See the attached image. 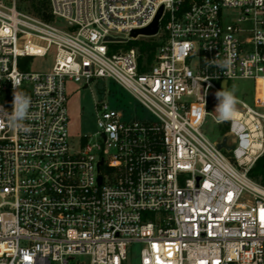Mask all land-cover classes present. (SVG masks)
<instances>
[{
	"label": "built area",
	"instance_id": "built-area-1",
	"mask_svg": "<svg viewBox=\"0 0 264 264\" xmlns=\"http://www.w3.org/2000/svg\"><path fill=\"white\" fill-rule=\"evenodd\" d=\"M48 3L52 21L0 0V106L10 113L16 91L32 101L29 133L0 118V264H127L134 245L138 264H264V183L249 176L264 155V0ZM160 7L155 35H130ZM150 39V63L139 46L111 49ZM52 49L50 71L26 69ZM99 77L153 119L96 101L97 131L74 147L65 81ZM237 80L251 97L217 123L215 93ZM208 117L231 150L201 132Z\"/></svg>",
	"mask_w": 264,
	"mask_h": 264
},
{
	"label": "rangeland",
	"instance_id": "rangeland-1",
	"mask_svg": "<svg viewBox=\"0 0 264 264\" xmlns=\"http://www.w3.org/2000/svg\"><path fill=\"white\" fill-rule=\"evenodd\" d=\"M17 8L34 17V14L29 12V7L33 0H15ZM48 1V0H47ZM49 6V3H48ZM63 23L62 21L59 22ZM143 40H129L119 44H112V51L119 49L126 50L132 46H139ZM54 63V50L48 52L46 56L32 57L26 64V69L29 71L48 72L51 70ZM84 82L79 83L67 79L65 81V93L67 97L66 107L68 113L67 131L71 144L77 147L81 138L92 136L97 131L95 118V102L107 101L108 104L120 111L123 114V120L130 119L152 120L151 113L141 106L138 101L125 89L115 84L112 80L106 77L94 78L92 82L84 87ZM253 84L251 81H230L228 90L231 91L235 87V95L241 97L242 93H248V97L252 94ZM218 104V102H217ZM213 113L216 116L215 111ZM218 125L208 117L205 124L201 127V132L210 140L215 141L220 138L218 133ZM228 141L232 142L233 137L229 136ZM133 256L127 261V264H138L139 246L134 245L132 248ZM82 262H87L86 257L78 258Z\"/></svg>",
	"mask_w": 264,
	"mask_h": 264
},
{
	"label": "clouds",
	"instance_id": "clouds-1",
	"mask_svg": "<svg viewBox=\"0 0 264 264\" xmlns=\"http://www.w3.org/2000/svg\"><path fill=\"white\" fill-rule=\"evenodd\" d=\"M213 63L220 67L221 69L227 68L231 61L230 60H219L218 58L212 59ZM14 86L17 84L14 82ZM218 100V104L215 108L216 122L225 123L233 122L235 123L239 103L237 96L235 95V87L231 91L228 89L220 90L215 93ZM32 101L31 97L25 93H20L16 91L14 93L13 107L12 111L9 113L5 111L2 106H0V118L7 119V125L13 129H16L23 133H29L31 131L30 126H28L25 121L30 118L29 109L31 107ZM2 126V124H0Z\"/></svg>",
	"mask_w": 264,
	"mask_h": 264
},
{
	"label": "trees",
	"instance_id": "trees-1",
	"mask_svg": "<svg viewBox=\"0 0 264 264\" xmlns=\"http://www.w3.org/2000/svg\"><path fill=\"white\" fill-rule=\"evenodd\" d=\"M28 10L30 13L45 21L53 20V17L49 12L47 0H33V3H31ZM156 45L157 43L153 41V39H150L148 41H142L140 45V59L145 56L147 62L150 63L153 58ZM242 97L246 98V96L244 95H242ZM227 130L228 126L224 124L219 125L217 131L219 133V136L222 137ZM249 176L259 182L264 183V155L260 157L256 161L255 165L251 168V170H249Z\"/></svg>",
	"mask_w": 264,
	"mask_h": 264
},
{
	"label": "water",
	"instance_id": "water-1",
	"mask_svg": "<svg viewBox=\"0 0 264 264\" xmlns=\"http://www.w3.org/2000/svg\"><path fill=\"white\" fill-rule=\"evenodd\" d=\"M161 12H162V7L159 8L155 17L153 18L152 22L149 25H147L146 27L140 28V29H133L130 32V35L133 37H135L138 34L146 35V36L155 35L158 31V23H159V18H160ZM105 39L111 40V37L108 36ZM90 82H92V80H89L87 83H85L84 87H87ZM224 86H225V82L222 83V87H224ZM226 139H227L226 136H223L222 139L219 142H217L216 145L219 149H225V150L229 151L233 148V146L228 145L226 143ZM101 163H102V160L99 161V164H101ZM100 180H101V177L98 176V182L99 183H100Z\"/></svg>",
	"mask_w": 264,
	"mask_h": 264
},
{
	"label": "snow or ice",
	"instance_id": "snow-or-ice-1",
	"mask_svg": "<svg viewBox=\"0 0 264 264\" xmlns=\"http://www.w3.org/2000/svg\"><path fill=\"white\" fill-rule=\"evenodd\" d=\"M261 216H262V219H264V211H262Z\"/></svg>",
	"mask_w": 264,
	"mask_h": 264
}]
</instances>
